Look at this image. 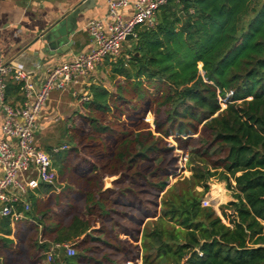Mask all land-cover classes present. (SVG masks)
<instances>
[{"label": "trees", "instance_id": "trees-1", "mask_svg": "<svg viewBox=\"0 0 264 264\" xmlns=\"http://www.w3.org/2000/svg\"><path fill=\"white\" fill-rule=\"evenodd\" d=\"M104 64L112 89L91 82L63 120L52 181L27 218H0V264L64 244L54 264H264V0H168ZM21 94L10 77L5 101ZM170 137L191 175L167 188ZM212 180L221 216L201 206Z\"/></svg>", "mask_w": 264, "mask_h": 264}, {"label": "built area", "instance_id": "built-area-1", "mask_svg": "<svg viewBox=\"0 0 264 264\" xmlns=\"http://www.w3.org/2000/svg\"><path fill=\"white\" fill-rule=\"evenodd\" d=\"M167 1L135 0L132 15L125 19L122 11L130 2L109 0L107 18L91 20L86 25L93 44L91 50L51 68L38 86L30 75L14 70L0 58V109L4 117L0 136V218H8L12 222L27 218L26 214L31 209L30 194L40 184L50 183L53 179L51 155L66 149L63 144L46 152L35 144L38 122L51 92L64 91L79 84L81 79L90 77L106 59L115 60L120 57L125 38L132 35L134 39L135 29L139 26L152 28L158 9ZM10 77L14 82L22 84L21 104L11 105L5 101L6 82ZM87 100V95L82 97V101ZM220 102L221 109H224L226 101L220 99ZM188 159L187 153H180L178 169L184 167ZM172 177L170 175L169 179ZM208 205V200H201L202 207ZM63 250L68 257L74 255L71 245H56L50 248L47 262L54 264L56 252Z\"/></svg>", "mask_w": 264, "mask_h": 264}, {"label": "crops", "instance_id": "crops-1", "mask_svg": "<svg viewBox=\"0 0 264 264\" xmlns=\"http://www.w3.org/2000/svg\"><path fill=\"white\" fill-rule=\"evenodd\" d=\"M109 0H0V58L14 70L31 76L36 86L44 80L47 72L74 57L88 53L93 47L86 25L91 20H105L108 15ZM130 5L122 11L125 19L132 15V4L135 0H127ZM83 2L80 6L79 3ZM68 16L74 19L71 34L63 40L61 50L49 51L42 39L43 33L59 18ZM133 40L123 44L122 51L131 48ZM201 64H199L200 66ZM108 66L104 63L88 78L81 79L79 84L64 91H53L48 97L39 119L40 134L62 132L63 120L71 114L63 116V110L70 106V99L86 95V88L99 77L107 80ZM99 79V82L105 84ZM106 87V86H105ZM76 93V95H73ZM22 97V94H21ZM10 98L11 103L21 104ZM151 117V115H148ZM147 116V117H148ZM62 121L60 124L59 121ZM4 117L0 109V136ZM146 121L149 122L146 118ZM150 123V122H149ZM52 136V135H51ZM37 142V141H36ZM54 145V144H53ZM52 145H47L49 147ZM2 170L0 168V178ZM114 178V177H113Z\"/></svg>", "mask_w": 264, "mask_h": 264}, {"label": "rangeland", "instance_id": "rangeland-1", "mask_svg": "<svg viewBox=\"0 0 264 264\" xmlns=\"http://www.w3.org/2000/svg\"><path fill=\"white\" fill-rule=\"evenodd\" d=\"M99 79L100 78L98 77L95 82H99ZM102 82L105 84V86L108 89H110L109 86L107 85L106 81H102ZM78 98H79V96L77 98L70 99V103L72 105H74V103H75V106L74 107L70 106L69 108H66L65 110H63V116H65L67 114H71L74 110H77V105H78L77 99ZM80 100L82 101V96L80 97ZM222 108H224V105H223ZM59 120L57 119V121H59ZM149 122H150V126H151V129H152L153 128V124H152L153 117H152V115L150 117V121ZM59 123L61 124L62 121H59ZM57 131L58 130H54V132H52L50 134H49V132L45 133L44 136H43V134H40L37 137V139L35 140V144L38 147H40L42 150H44V151H45V147L47 145H52V146H49L51 148L55 147V146H58V144L62 141V136H61V134H58ZM192 137L196 138L197 135H193ZM166 142L168 144V147H172L173 148V153H174V156L176 158L175 168L170 174V175H173V177L171 179L168 178V181H167V188H169V187H171L172 185H174L177 182H181V181H183L185 179H188L189 176L191 175V172H190V156H189L188 152L180 150L177 147V145L174 142L173 138H169L168 140H166ZM180 153H183V154L187 153L189 159H188V162L186 163V165L184 167L178 169L177 161H178V158L180 156ZM208 185H209V190L204 195V197L202 199L208 200L209 201V205L207 207H203V208H212L217 215L221 216L219 208H220V206H223V205L227 204L228 202L232 201L231 194H230V192L228 190L225 189V183L224 182H216L215 180H212V181L208 182ZM219 187L223 190V196L225 197V199L223 201H220L217 197H215V194H214V189L219 188ZM198 190L201 191V189H198ZM139 264H141L140 261H139Z\"/></svg>", "mask_w": 264, "mask_h": 264}, {"label": "water", "instance_id": "water-1", "mask_svg": "<svg viewBox=\"0 0 264 264\" xmlns=\"http://www.w3.org/2000/svg\"><path fill=\"white\" fill-rule=\"evenodd\" d=\"M85 1V0H84ZM83 2H80L78 6H80ZM74 19L70 17L63 16L56 20L42 35V39L46 45L47 50L55 51L61 50L63 44V40L70 36L71 30L73 27ZM133 40L132 35H128L125 38V41ZM114 178H105L104 184L105 188H109L111 182Z\"/></svg>", "mask_w": 264, "mask_h": 264}, {"label": "bare ground", "instance_id": "bare-ground-1", "mask_svg": "<svg viewBox=\"0 0 264 264\" xmlns=\"http://www.w3.org/2000/svg\"><path fill=\"white\" fill-rule=\"evenodd\" d=\"M214 194H215V197H217L220 201L222 200V198H223V190L222 189H220V188L214 189Z\"/></svg>", "mask_w": 264, "mask_h": 264}]
</instances>
